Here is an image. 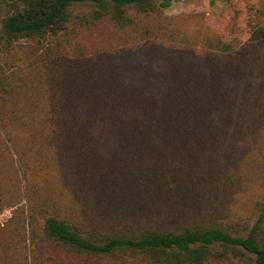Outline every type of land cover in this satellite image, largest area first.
I'll use <instances>...</instances> for the list:
<instances>
[{
    "label": "trees",
    "instance_id": "obj_1",
    "mask_svg": "<svg viewBox=\"0 0 264 264\" xmlns=\"http://www.w3.org/2000/svg\"><path fill=\"white\" fill-rule=\"evenodd\" d=\"M173 1L0 0V264H264V0Z\"/></svg>",
    "mask_w": 264,
    "mask_h": 264
},
{
    "label": "rangeland",
    "instance_id": "obj_2",
    "mask_svg": "<svg viewBox=\"0 0 264 264\" xmlns=\"http://www.w3.org/2000/svg\"><path fill=\"white\" fill-rule=\"evenodd\" d=\"M243 5L240 0H174L164 9V15L173 17V27H179L197 43L196 66L205 70V60L200 50L202 35L215 34L223 40L241 41L244 38V24L238 19ZM230 197L225 206L233 209ZM12 214V208L4 207L0 212L3 224Z\"/></svg>",
    "mask_w": 264,
    "mask_h": 264
}]
</instances>
